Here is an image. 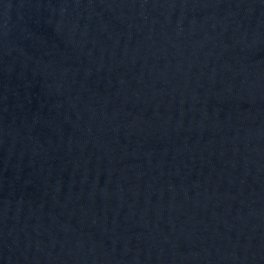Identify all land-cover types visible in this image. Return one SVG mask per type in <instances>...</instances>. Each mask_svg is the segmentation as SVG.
<instances>
[{
    "label": "water",
    "instance_id": "obj_1",
    "mask_svg": "<svg viewBox=\"0 0 264 264\" xmlns=\"http://www.w3.org/2000/svg\"><path fill=\"white\" fill-rule=\"evenodd\" d=\"M75 0H0V81Z\"/></svg>",
    "mask_w": 264,
    "mask_h": 264
}]
</instances>
